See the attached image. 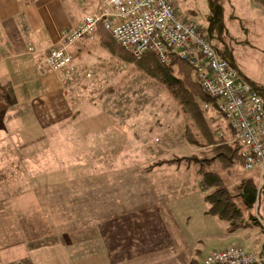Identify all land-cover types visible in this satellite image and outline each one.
I'll list each match as a JSON object with an SVG mask.
<instances>
[{"label": "rangeland", "instance_id": "obj_1", "mask_svg": "<svg viewBox=\"0 0 264 264\" xmlns=\"http://www.w3.org/2000/svg\"><path fill=\"white\" fill-rule=\"evenodd\" d=\"M173 5L178 13L203 30L219 57L230 60L256 87L264 84L263 11L252 6L250 0H173ZM106 49L111 55H104L105 67L109 70L98 79L90 77L84 81L76 93V101L81 106L73 105V112L79 108L92 111L93 118L82 115L79 122L69 123L57 135L50 132L45 136L0 135V145L3 141L9 146V151L0 149V158L8 157L10 162L0 170L4 175L0 180V264H87L78 260L108 254L109 249L113 250L109 239L114 225L130 217L115 214L123 202L121 196L127 195L124 189L130 180L139 177L138 185L144 188L141 175L161 167L156 164L162 160L178 159V163L171 164L187 170L197 168L192 163L179 161L197 155L204 148L187 142L183 133L185 119L178 103L160 83L139 71L137 58L124 50L128 58ZM210 106L203 104L213 132L219 135L222 131L224 137L233 140L216 107L213 108L217 111L215 116L209 113L216 122H209ZM106 112L121 115L119 124L115 122L116 129L128 137H121L119 142L108 137L113 133L108 129L110 120ZM83 128H88L86 134ZM34 138L42 139L39 142ZM113 143L120 145L118 154L122 164L111 169L118 172L107 175L102 165V161L107 163L106 153L89 151L87 147ZM136 154L140 162L136 168H129L125 160L135 158ZM206 154L210 156V152ZM212 167L221 173L230 189L246 177L257 181V199L253 210L246 215L253 213L258 219L260 216L261 225L256 229L263 234L264 166L247 171L236 165L228 170L214 162L209 168ZM131 174L133 178L129 179ZM152 201L162 212L165 208L162 199L157 197ZM184 205H187L184 200L182 203L173 199L167 209L171 206V211H175L183 238L192 249L199 250L193 258L197 264H203L207 253L200 244L204 240L200 231L206 228L205 222L198 220L196 208L189 209V222L182 220L186 215ZM174 239L179 243L180 236Z\"/></svg>", "mask_w": 264, "mask_h": 264}, {"label": "crops", "instance_id": "obj_2", "mask_svg": "<svg viewBox=\"0 0 264 264\" xmlns=\"http://www.w3.org/2000/svg\"><path fill=\"white\" fill-rule=\"evenodd\" d=\"M104 2L105 0H0V135L12 133L19 136H45L49 132L57 135V132L68 127L69 123L79 122L82 115L88 118L94 117L95 113L92 111L84 112L79 110L80 108L77 112H73V105L81 106V103L76 101V93L84 81L90 77L98 79L109 70L105 67L104 55L110 54L105 47L106 41L101 36L100 25L97 26L94 38H85L82 43L68 49L75 72L65 86L60 83L61 73L53 72L43 63L49 50L60 46L62 34L74 28L84 16L95 14L102 8ZM250 2L259 11H263L264 15L262 4L255 0ZM29 44L34 48L33 51L28 50ZM219 58L230 63V60L222 56ZM232 67L238 70L240 75L264 98V84L256 87L238 68L233 65ZM79 111L84 114H80ZM210 112L215 116L217 111L215 109L213 111L210 106L207 115ZM105 115L110 120L108 129L113 133L112 136H108L109 138L113 137L119 142L121 137H128L122 130L116 129L115 122L119 124L121 115L111 112H106ZM208 118L211 123L215 120L212 115ZM221 118L233 136L232 130L222 115ZM13 128L15 130L11 132ZM87 130L88 128H83L82 132L86 134ZM220 132L219 136L224 137L222 131ZM41 139L33 140L41 142ZM232 141L230 139L228 143ZM208 147H204L203 151L210 152L211 147ZM20 148L22 149V146L18 147ZM25 148L23 146V149ZM0 149L9 151V146L1 141ZM87 149L106 153L107 163L102 161V165L106 167L104 174L111 175L118 172L111 169L122 164V158L118 154L120 145L113 143L101 147L89 146ZM135 150L136 147H134ZM134 156L135 158L125 160L129 168H136L140 162L138 155ZM5 161L6 164H4ZM5 165H10L8 157L0 158V170ZM209 170L221 175L214 167ZM141 176L145 181L144 188L138 185L139 177L133 181L130 180L128 188L124 189L127 195L121 196L123 202L119 203L120 207L115 212L121 217L127 215L130 217L118 222L114 225L116 227H114V233L110 232L112 239L109 240L113 250H109L113 253L90 255L78 262L154 264V261L158 260L156 264H197L193 256L199 250L192 249L186 242L179 229V221L175 218V211H171V206L167 209L168 202L173 199H179L182 203L184 200L187 203L186 206L184 205L186 215L181 218L182 220L190 221V208L191 210L196 208L195 215L198 220L204 219L206 228L200 231L204 238L200 244L202 248H206V256L235 244L242 246L248 252L262 254L264 233L260 234L256 229L257 225H261L260 216H258L257 224H252L251 221V226L230 231L228 223L208 213L209 206L203 200L201 175L197 168L187 170L167 164ZM129 177L132 179L133 175ZM222 178L224 179L223 176ZM117 197L115 195V200ZM126 197L129 198L127 203ZM157 197L162 199L161 203L166 210L164 208L161 212L154 205L152 200ZM139 198H141L140 201H138ZM122 204L124 208L121 207ZM177 235L180 236L179 243L174 239Z\"/></svg>", "mask_w": 264, "mask_h": 264}, {"label": "built area", "instance_id": "obj_3", "mask_svg": "<svg viewBox=\"0 0 264 264\" xmlns=\"http://www.w3.org/2000/svg\"><path fill=\"white\" fill-rule=\"evenodd\" d=\"M99 25L134 58L152 52L165 64L172 56L189 63L200 88L216 103L232 130L233 142L242 147L244 170L263 168V96L228 61L218 57L203 30L178 13L173 0H105L95 14L84 16L62 34L60 46L51 48L44 59V65L61 73L62 86L75 72L68 49L85 38H94ZM27 47L34 50L30 44ZM203 264H264V250L258 255L230 245L208 254Z\"/></svg>", "mask_w": 264, "mask_h": 264}, {"label": "trees", "instance_id": "obj_4", "mask_svg": "<svg viewBox=\"0 0 264 264\" xmlns=\"http://www.w3.org/2000/svg\"><path fill=\"white\" fill-rule=\"evenodd\" d=\"M264 6V0H255ZM102 38L106 41L105 47L124 58L129 55L115 46L108 33L99 27ZM137 68L145 76L160 83L178 103L185 117L184 136L187 142L198 148L211 147L210 156L203 150L197 155L181 158L187 164L192 163L201 175V189L204 192V202L209 206L208 213L229 224L230 231L246 228L257 224L258 218L252 211L257 199V181L253 177H246L231 189L227 187L220 174L210 171L212 163L218 162L223 168L230 170L236 165L243 167L241 156L242 147L237 142L228 143V139L215 133L208 125L207 110L203 104L216 103L210 101L200 88L192 66L179 57L172 56L171 62L165 64L152 52H146L140 60H136ZM212 102V103H211ZM178 163V159L158 162L157 166ZM4 175L0 174L2 181ZM252 221V224L250 223Z\"/></svg>", "mask_w": 264, "mask_h": 264}]
</instances>
